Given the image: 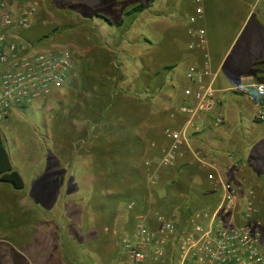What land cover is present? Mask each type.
<instances>
[{"label": "rangeland", "instance_id": "374dc122", "mask_svg": "<svg viewBox=\"0 0 264 264\" xmlns=\"http://www.w3.org/2000/svg\"><path fill=\"white\" fill-rule=\"evenodd\" d=\"M9 1L18 4L28 0ZM36 1L39 9L32 27L26 31L28 41L37 50L69 48L75 55V64L64 88L30 107H16L7 119L0 121V134L12 164L25 180L23 189L0 181V264H127L121 237L126 232L130 233L135 225L134 209L128 208L131 201L121 202L120 210L118 206L113 207L118 200L108 198L104 203L100 201L104 207L99 212L96 198L87 200L75 196L70 199L67 192L63 194L69 183L48 179L53 173L66 175L67 168L61 163H67L73 155L75 142L82 144L80 135L88 116L85 113L94 103L91 90L98 91L99 82L116 80L127 74L126 87L122 86L118 93L124 96L119 104L127 100L123 102L122 110L126 109L130 115L132 98L126 96L125 88L135 91L134 79L140 76L146 79V71L140 68L147 63L146 55H143L147 41L161 46V57L165 58L156 57L153 62L159 69L156 71L159 78L163 64H169L175 58L177 41L186 48V42L179 38H174L172 43L170 39H164L161 29L168 25L162 22L168 6L180 7L187 0H158L151 9L153 0ZM140 3L145 4L140 11L127 14L129 9ZM263 8L264 0H258L248 18L222 13L219 20L216 17L207 20L210 50L213 58L214 54L216 57L220 55V83H237L241 71L264 80ZM153 10H157L159 15L152 14ZM98 13L109 17L114 24L98 17ZM225 16L227 20H224ZM148 35L151 39L147 38ZM170 46L172 50L168 55ZM117 49L118 52L115 51ZM175 63L170 65L172 68L175 66L173 70L167 67L165 70L170 71L166 75H170L174 84L172 91H166V94L173 97L178 87L182 90L186 86L185 73L189 65L186 59ZM112 66H116L118 71ZM108 72L112 73L110 77ZM162 89L155 90L156 105H161L164 98ZM233 94L242 102L240 133L245 139L246 151L253 147L258 149L256 154L260 163L256 162L251 169L254 175L261 176L264 174V123L255 118V109L247 99ZM246 151L242 156L247 155ZM230 153L238 157L235 152ZM55 163L58 169L53 167ZM41 177L46 181L41 183ZM254 181L258 194L257 216L264 224V180L254 178ZM133 186L139 184L134 183ZM154 209L149 211L153 228L157 223ZM119 211L121 215L116 226L108 227L107 231L100 230L101 221L114 224ZM77 214L89 222L82 223ZM186 229L184 227L182 231ZM149 249L143 264H175L173 246L164 247L165 255L158 260L153 258L152 249Z\"/></svg>", "mask_w": 264, "mask_h": 264}, {"label": "built area", "instance_id": "2783aa9c", "mask_svg": "<svg viewBox=\"0 0 264 264\" xmlns=\"http://www.w3.org/2000/svg\"><path fill=\"white\" fill-rule=\"evenodd\" d=\"M194 14L189 17L187 47L200 53L201 61L188 65L185 76L184 98L171 111L184 114L181 128H163L164 153L159 157L163 168L173 167L190 143L191 132L206 127H218L225 121L221 90L216 86L219 70L213 65L207 30L198 25L203 17L201 0H194ZM39 3L28 0L14 4L0 0V121L7 119L16 107H30L46 100L64 88L72 74L75 55L69 48L37 50L24 34L33 25ZM226 90L245 97L255 109V118L264 123V81H252ZM155 146V145H154ZM202 164H211L218 172L208 174L219 199L214 204L189 215L185 231L179 226L181 211L155 212L156 227L151 225V214L135 212V225L121 237L127 254V264H143L151 248L153 258L165 255L166 246L176 252L175 264H264V224L257 214V192L253 185L243 188L223 171L238 168L235 155L229 154V164L219 167L201 149H192ZM153 159L146 161L147 166ZM150 180H154L150 170ZM134 202L128 204L133 211Z\"/></svg>", "mask_w": 264, "mask_h": 264}, {"label": "crops", "instance_id": "0c3cea01", "mask_svg": "<svg viewBox=\"0 0 264 264\" xmlns=\"http://www.w3.org/2000/svg\"><path fill=\"white\" fill-rule=\"evenodd\" d=\"M157 1L158 0H153V5L152 3L150 4V9L154 8ZM257 1L258 0H202L201 6L204 12L198 25L204 26L206 30L208 29L207 34L210 42L207 20H211V17H216L219 20L218 16L222 13H226V16L231 15L234 17L240 16L241 18H248ZM173 9L175 11H173ZM194 10V0H187L186 3L180 7L174 4L169 5L166 16L163 17L162 20L164 24L168 23L167 26H163L161 29L163 32V38L170 39L171 43L174 38H179L187 44L190 39L187 32L189 17L194 14ZM259 13L260 12H258V14ZM152 14L159 15V12L153 10ZM226 16L224 20L228 19ZM184 18H186V20ZM159 21L160 20H158V27L160 23ZM26 34L27 33L25 32L24 37L27 39ZM154 37L155 35L153 38ZM147 38L151 39V36L148 35ZM147 42L148 45L146 44L145 53H143V55H146L145 58L147 59V63L140 68V70L146 71V79L142 78L143 76L134 79L133 83L134 86H136V90H130V98H132L131 127L128 131L130 134V141L126 142L122 137H119L123 133L120 132L114 137H111L110 142L112 138H114L115 141H113L114 144L112 146L109 145V148H101L100 142L103 128H97L93 123V118L95 115L103 116L102 113L104 109L100 111L98 110L99 112L97 114L92 116L88 115L89 117L86 118L85 129L83 130L85 132H82L80 135L83 137L81 139L82 144L79 145V143L75 142L72 148L73 155L70 156L67 163H61L67 168L65 172L66 175L63 174V176L62 173H59L61 175L53 173L50 178L51 180H48L51 182L61 181L66 184L69 183V186H66L67 190H65L63 194H66L67 192L66 196L70 199H74L75 196L76 198L84 197L87 200L88 198H96L99 204L98 207L100 206L99 208L97 207L99 212H101L104 207V204H101L100 201L104 203L105 200H108V198L111 199L112 197H114L115 200H118V204L114 203L113 207L118 206L119 209L122 210L121 202L128 196L137 201L135 205L136 211L146 209V212H149L152 208L156 209L154 206V191L156 188H160V196H176L178 193L181 194L182 197L180 203L188 204L186 207L189 206V208L184 210V213L189 214L191 212L190 208L191 210L196 211L207 207L208 199L211 198L213 200L215 195L212 194L218 193V190L214 187L213 182L208 177L209 173L215 172L218 174V172L211 164H202L195 157L192 149L197 148L203 150L212 163L224 168L229 164L228 155L230 152H235L238 156L236 157L238 168L234 172L223 171V176L225 178L233 179L243 188L247 186V182L244 181V179L248 180L249 185L251 184L254 186V178L259 180L264 177V174L261 173V176L257 175V173L254 175V171L251 169L253 164L255 165L256 162L260 163L256 154L258 149L253 147V149L246 151L247 147L245 139H243L242 134L240 133V123L243 111L242 102L235 94H233V92L226 89L242 83L264 80L257 79L255 75L241 71L237 83L224 84L218 81V73L216 86L221 90L219 97L222 99V106L225 113V121L223 125L218 127L210 126L199 132H191L190 143L184 145L183 154L178 158L177 164L173 167L163 168L158 163L159 157L164 153L165 147L163 128L166 126L181 128L186 121V116L184 114L177 113L176 117L171 115V111L175 110L179 106L180 101L184 98V88L181 90L180 87H178L175 91V97H173L172 94H166V91L167 93L172 91L174 85L173 79L170 75H166L170 73V71H165L167 69L166 65H174L176 64L175 61L180 59H186L189 64L194 62L197 63L201 61V56L200 53L189 50L186 44V48L182 47V44L179 45L177 41L174 48L177 50L175 58L170 61L169 64H163V68H160L159 71L162 75L161 78H159V74L156 75V71L159 69L156 68L153 62H155L154 60L156 57L162 58L159 50L161 46H156L153 41ZM171 50L172 47L168 50V55H170ZM115 51L118 52V49ZM138 55L142 56L141 53ZM219 57L220 55L216 57L214 54L213 65L215 68H218V70L221 67ZM162 59L165 60V58ZM174 68L175 66L171 70ZM127 80L128 77L126 74L120 82V86L124 87L125 85L126 87ZM186 82L187 85L188 81ZM177 86L179 85H176V87ZM156 88L157 90L158 88H163L162 90L164 91L162 93L164 98L161 105H156ZM121 98L124 99V96L119 95V99ZM125 99H127V97ZM126 101L127 100L123 102L126 103ZM122 104H115L114 113L105 115L103 120L110 121L117 118L118 115H121ZM94 109L95 108L90 109L89 114H91V110ZM98 124L103 126L102 123ZM252 137H254V134ZM107 150H109V154L105 153ZM91 151L93 153H90ZM245 151L247 155L242 156ZM149 158L153 159L154 162L151 166L146 165V161ZM57 163L59 166L60 163ZM57 163H55L53 167H55ZM109 165L111 170L108 171ZM55 168L58 169V167ZM129 168H134L136 171L133 170L130 172ZM150 170L151 174L154 176V180L152 181L150 180ZM39 175L42 176V174ZM44 181H46V179L41 177L40 182L43 183ZM134 183L144 184L145 191L140 193L136 192L135 194L130 192V188L133 187ZM256 184L259 185L257 181ZM127 186H129V191ZM43 192L46 193L45 191ZM180 207H183V205H180ZM77 215L78 218H80V214ZM120 215L121 211L115 216V222L112 225L108 222L103 223L101 221L100 230L107 231L108 227L113 225L115 227L116 220H118ZM188 218L189 215H181L179 217V226L181 229L189 226ZM80 220L82 223L83 221L86 223L89 222L88 219L83 218V216Z\"/></svg>", "mask_w": 264, "mask_h": 264}, {"label": "trees", "instance_id": "16d2710c", "mask_svg": "<svg viewBox=\"0 0 264 264\" xmlns=\"http://www.w3.org/2000/svg\"><path fill=\"white\" fill-rule=\"evenodd\" d=\"M145 6V4L140 3L137 4L135 6H133L131 9H129L127 11V14H131L137 11H140L143 7ZM98 17H101L103 19H105L107 22H109L110 24H114L113 20H111L109 17L98 13L97 14ZM122 20H120L121 22ZM118 22V23H120ZM25 35V34H24ZM112 61V60H111ZM108 62H110V59L108 58ZM116 71H118V69L116 68V66H112ZM167 68H172V66H167ZM108 77L111 76V72H108ZM124 77V76H123ZM123 77H121V75L116 78V80H111V79H107L106 82L105 81H101L99 82L100 85V89L98 91H92V100H93V104L92 107H90V109L92 108H98L99 111L103 110V116H97L95 114H97L99 111L91 110V114H89L90 109L85 113L86 115L92 116L95 115L93 118V123L94 125H96V127H102L103 128V132L101 135V148L106 147L109 148V145H113L114 144V138H112L111 142L110 139L111 137H114L115 135H117L120 132H123L119 137H122L124 141H130V134H129V129L131 127V113L129 115V113L127 112L126 109L121 110V115H118L117 118H114L113 120H103V117H105V115H109L110 113H114L115 111V104L118 105V101L119 99V93L118 90L122 89L123 87L120 86V82L123 80ZM125 92L126 95L128 97H130L131 92L129 89L125 88ZM106 93H109L110 96H107ZM122 109V108H121ZM120 112V111H119ZM89 116H87L86 118H88ZM97 116V117H96ZM85 118V121H86ZM122 119V120H119ZM98 123H102V125H99ZM85 132V131H83ZM83 137H81L82 139ZM114 141V142H113ZM112 151V150H111ZM90 153H93L92 151ZM105 153L109 154V150H107ZM130 172H132L133 170H135L134 168H129ZM111 170L110 165L108 166V171ZM136 171V170H135ZM262 179V178H261ZM0 180L3 182H8L10 184H12V186L16 189H23L25 187V180L21 174V172L16 169L11 161L10 158V154L8 149L5 146V143L2 139V136L0 134ZM264 180V179H262ZM129 186H127L128 188ZM136 188V189H135ZM159 190H161L160 188H156L154 191V197L155 198V207L156 209H154V211H159V212H170L173 211L175 209H179L181 212V215L183 216H188L190 215V213L194 212L195 210H191L190 208V213L189 214H185L184 210H187L188 207H186V205H188L187 203H180L181 202V194H176V196H160L159 194L161 192H159ZM129 191V188H128ZM145 191V187L144 184L139 183V186H133L132 188H130V192H133V194H135L136 192H142ZM159 192V193H158ZM166 194V193H165ZM215 195V198L212 200L211 198L208 199V204L207 205H211L214 204L215 202L218 201L219 199V194H212ZM127 201H131L134 202L136 205V200L132 197H125L123 199L122 202H127ZM192 202V201H191ZM188 202V203H191ZM180 205H183V207H180ZM158 208V209H157ZM200 208V207H199ZM153 209V208H152ZM151 209V210H152ZM134 211H136V208L134 206ZM137 211H145L144 210H137Z\"/></svg>", "mask_w": 264, "mask_h": 264}]
</instances>
